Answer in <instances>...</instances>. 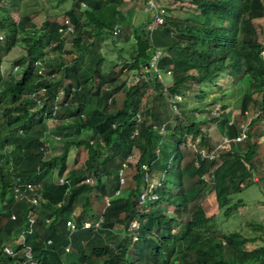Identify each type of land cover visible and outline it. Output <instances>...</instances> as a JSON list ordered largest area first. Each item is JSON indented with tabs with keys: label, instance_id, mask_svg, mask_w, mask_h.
Masks as SVG:
<instances>
[{
	"label": "trees",
	"instance_id": "16d2710c",
	"mask_svg": "<svg viewBox=\"0 0 264 264\" xmlns=\"http://www.w3.org/2000/svg\"><path fill=\"white\" fill-rule=\"evenodd\" d=\"M70 1L64 20L74 26L66 32L71 37L66 45L60 32L67 25L64 20L45 18L38 26L28 13L16 20L9 10L17 8L19 0H0L5 13L0 16V65L3 52L23 43L14 59L20 66L18 77L6 79L0 67V216H6L0 227V247L5 242L16 247L12 255L0 249V264L24 260L25 264H264V243L247 247V238L239 231L218 228V215H208L201 202L206 178L212 177L214 189H226L221 214L237 210L242 200L230 203L231 194L243 190L254 166L251 153L257 137L264 133V41L254 22L264 15L263 0H183L193 5L201 24H161L173 37L157 62L161 72L170 70L168 92L183 94L225 73L238 87L240 116L234 121L212 115V106L186 109L178 102L179 113L171 111V115H163L153 104L143 107L150 83L158 96L164 92L156 75L143 71L144 60L153 53L148 36H142L148 33L146 29L133 30V52L117 62L118 69L104 70L100 67L104 56L90 51L96 38L114 34V26L119 27L113 25L115 20L130 23L129 14L118 18L106 14V7L123 0ZM48 47L57 53L48 56ZM131 72L141 77L127 84ZM115 89H124L121 107L109 101ZM195 97L205 99L206 90L196 92ZM205 109L210 115L196 116L197 110L203 113ZM244 110L259 113L252 118L247 137L237 141L234 137L246 117ZM51 117L60 121L58 133L91 126L92 118H98L92 124V138L70 141L85 151L84 159L74 156L69 164L60 154L46 157L44 122ZM65 119L71 120L65 123ZM216 119L229 140L215 148L200 123ZM188 136L195 148L182 145ZM136 152V170L129 177L134 185L116 193L124 185L120 169L125 168L127 180L130 156ZM54 160L57 169L52 166ZM142 164L163 181L157 188L159 198L146 212L138 211ZM60 176L66 179L62 183L56 182ZM16 178L41 184L36 190L37 204L15 199ZM78 205L81 209L75 221L71 214ZM134 217L142 223L132 241L127 227ZM68 219L74 221L75 229L66 225ZM178 225L182 229L174 230ZM118 226L126 234L122 241L115 237ZM96 235L102 241L93 244ZM221 240L229 255L223 254ZM29 248L31 258L26 253ZM129 253L136 257L131 259Z\"/></svg>",
	"mask_w": 264,
	"mask_h": 264
},
{
	"label": "rangeland",
	"instance_id": "374dc122",
	"mask_svg": "<svg viewBox=\"0 0 264 264\" xmlns=\"http://www.w3.org/2000/svg\"><path fill=\"white\" fill-rule=\"evenodd\" d=\"M70 2V0H19L17 8H10L9 13L16 20H19V18H21L24 14L28 13L39 26L45 18L63 21L65 17L63 11L70 6ZM160 2L164 4L167 9L165 15L166 24L171 25L173 22H178L179 24H192L195 26L201 24V18L194 9L193 5H191L188 1L160 0ZM144 4L145 0H123L119 4L110 6L108 8L106 7V14L108 17L109 15H113L115 18H118L120 17L121 13H125L130 15L131 21L128 24H120L117 20H115L113 25L116 24L120 27L119 32L114 33L113 35L104 34L95 39V46L90 52H99L104 56V60L100 64L102 69L107 70L110 67L118 69L120 65L119 63L117 64V62L122 61L124 58L127 59L130 57L135 43V37L133 35V30L135 28L138 30H143V28L146 29V32L148 33H144L142 36L144 38L145 35L148 36L152 50H162L167 41H172L173 37L162 28L161 24H157L151 31L148 30L147 25L152 19V13L144 9ZM4 15L5 13L0 9V16ZM254 22L260 31L261 39L264 41V15L262 17L255 18ZM71 26L73 28L74 25L72 24ZM60 32L62 33L61 36L64 38L66 45H68L67 43H69L71 39L70 35L66 34L67 31L60 30ZM22 47V42L17 43L16 46L8 51L3 52L2 54L3 60L0 65L1 72H3V76H5L6 79L10 81L16 79L20 73V66L14 64V59L20 55L22 52ZM56 53L57 52L52 51L51 48L48 47V56L51 57ZM88 60L89 58L87 55L86 62ZM149 60H144V64L142 66L143 71L148 74H150V72L153 74L154 71L151 66H149ZM161 73L166 79L163 81V83L161 82L163 87L164 85H166V87L169 86L171 81L168 77H170V74H167V71L165 73ZM135 74L137 73L131 72L127 76V84L133 82L132 79ZM137 75L141 77L139 73ZM110 85L112 88H114L112 84ZM201 89L206 90V97L203 100L195 97V93ZM163 91L164 92L162 93L161 97L160 95L158 96L156 87H154L153 83H150L144 94L142 101L143 107L151 108L153 104V107L162 110L161 112L163 115H166L168 112L171 115L172 110L168 108L170 107L168 106L169 94L164 89ZM124 98V89H115L113 91L112 97L109 98V101L114 102L116 107H121ZM214 100L215 102H213V104L206 103ZM179 102V104H181V106L186 109H192L199 105H205V108L211 106L212 108L216 107L221 111V114L217 116L219 119L223 116H226L230 121H234L237 116H240L237 84L225 73H220L218 77H215L207 82H203L200 85H193L189 91L186 90L183 94H181ZM222 105L225 107H222ZM249 112L252 111L249 110ZM206 115H210L206 112V109L203 111V113L198 110L196 111V116L204 117ZM97 119L98 118H92L91 126L83 127L80 130H77L76 127H73L69 130L63 129L58 133L56 131L58 129L56 126L60 123V121L52 117L48 118L44 122L46 128L43 132V138L46 145V157L49 156L51 158L60 154L64 158L67 157L69 164L72 163L74 156H76L78 160L84 159L86 155L85 151L80 147L76 148L75 145L70 144V141L76 139L77 137L92 138V124H94ZM70 120L71 119H65L64 122L66 123ZM161 127L162 125L160 128ZM200 127L204 134L208 136L211 144L215 148L224 144L227 145V141L229 139L225 134V130L221 125L220 120L216 119L202 122L200 123ZM3 128V130L6 129L5 126ZM3 130L1 132H4ZM190 138L191 136H188L187 142L182 144L188 149H190L189 147L195 146L194 142L191 141ZM77 150H79V154L76 153ZM137 158V152L135 155L130 156L131 163L127 167L126 171L127 180H124V185L122 189L118 190V192L123 191L125 193L128 191L130 186L134 185V180L129 177L133 176L134 171L136 170L134 166ZM251 160L254 166L251 174L249 175L247 183L243 187V190L231 194L230 203L239 197L242 200V203L237 210L231 212L227 216H223L221 214L220 202L223 201L226 189H214L211 182L212 177L206 178L207 184L201 198V202L207 214L218 215L215 220L216 226L224 231H239L247 238L246 246L249 248L264 243V229L258 228L256 225L258 224L264 226V133L259 135L256 139V144L254 145L253 151L251 153ZM58 165L59 164L57 160L52 161V166L54 169H57ZM55 176H57L56 173ZM56 182H58V180ZM80 209L81 207L78 205V207H76L74 212L71 214V219L76 221V217L78 216ZM150 209L151 208L149 207L148 211ZM5 218L6 216L4 214L3 216H0V227L4 223ZM182 227V225H178L174 230H181ZM115 237L120 241L126 238V234L124 233L122 226H118ZM95 239L96 241L94 244L100 243L102 241L98 235H96ZM221 242L223 244V254L229 255L230 252L227 244H225L222 240ZM129 257L134 259L136 254L129 253Z\"/></svg>",
	"mask_w": 264,
	"mask_h": 264
},
{
	"label": "built area",
	"instance_id": "2783aa9c",
	"mask_svg": "<svg viewBox=\"0 0 264 264\" xmlns=\"http://www.w3.org/2000/svg\"><path fill=\"white\" fill-rule=\"evenodd\" d=\"M144 9L146 11L152 13V19H151L150 23L147 25V28L149 31L153 30L157 24L164 23L167 9H166V6L160 2V0H145ZM65 23L67 25L64 28H60V30L71 31L73 29L71 26L72 24L69 22L68 19H65ZM119 30H120L119 27L114 26V30H113L114 33L119 32ZM261 52H262V54H264V51H261ZM161 54H162V50H160V49L155 50L154 49L153 53L151 55V58L149 60V66H151V68L153 69L154 74L156 75L157 79L163 83L162 73L157 67V62H158L159 56ZM167 74H170V70H167ZM138 80H140V77H139V75L135 74L133 76L132 81L136 82ZM163 89L168 92L166 85H164ZM168 94H169L170 109L175 113H179L178 102L181 98V94L178 92H175V93H169L168 92ZM58 99H59L58 96H56V100H58ZM210 113L212 115L219 116L221 114V111L218 108L213 107V108H211ZM258 113H259L258 111L249 112V110H244V114L246 115V117L240 123V130H239L238 134L234 137L235 140L241 141L247 137V132H248V129L250 127L251 120H252V118L257 117ZM164 127H165V124L163 123L160 130L164 131ZM261 138H262V136H261ZM193 148H195V146ZM212 156H213V154L211 153L210 157H212ZM125 166H127V165H125ZM142 168L145 170L144 174H143L144 175L143 176L144 177V183L142 184L141 189L139 190L138 211L139 212H146V211H148V209L150 207V203L159 198V192L157 191V188L162 187L163 181H162V177H159L158 175H153L150 171H148V166L146 164H142ZM124 170H125L124 167L120 169V175H121L120 178H121L122 182L124 181V175H123ZM65 180L66 179L64 178V176H60L58 178V182H60V183L64 182ZM40 186H41V184L39 182H37V183L31 182V181L20 182L19 178H16V183L13 186V195H14L16 200H24L25 199V200L29 201L31 204L35 205L39 202V195L36 193V190ZM116 193H118V190L116 191ZM11 217L15 218V215L11 214ZM141 223H142V221L138 217H134L130 221L127 229L129 231V235H130V238L132 241L137 239L138 230L141 227ZM66 225L69 226L70 229H75V227H76L74 221H72L70 219L66 220ZM88 225H89L88 222L85 223V226H88ZM22 239H23V236L21 235L20 238L18 239V242H20ZM51 242H52V239L48 238L47 243H51ZM0 249L2 252H5L9 255H12L16 252V247L11 245V244H8V243H3L0 247ZM65 249L68 250L69 245H66ZM26 253H27L28 257L31 258L30 248L27 249ZM25 262L26 261L24 260L20 264H25Z\"/></svg>",
	"mask_w": 264,
	"mask_h": 264
},
{
	"label": "crops",
	"instance_id": "0c3cea01",
	"mask_svg": "<svg viewBox=\"0 0 264 264\" xmlns=\"http://www.w3.org/2000/svg\"><path fill=\"white\" fill-rule=\"evenodd\" d=\"M167 42H168V41H167ZM151 51L153 52V50H151ZM170 74H171V73H170ZM164 80H166V79L163 77V81H164ZM160 82H161V81H160ZM165 82H166V81H165ZM162 85H163V84H162ZM242 121H243V120H242ZM242 121H241V122H242ZM241 122H240V123H241ZM239 126H240V125H239ZM6 145H7V144H6ZM9 146H11V144H10ZM18 239H19V238H18ZM5 243L10 244L9 242H5ZM92 243H93V242H92ZM93 244H94V243H93Z\"/></svg>",
	"mask_w": 264,
	"mask_h": 264
}]
</instances>
